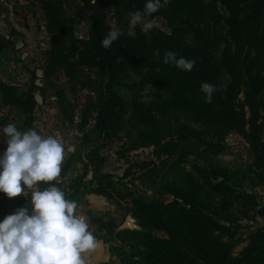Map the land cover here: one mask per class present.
<instances>
[{
	"label": "rangeland",
	"instance_id": "1",
	"mask_svg": "<svg viewBox=\"0 0 264 264\" xmlns=\"http://www.w3.org/2000/svg\"><path fill=\"white\" fill-rule=\"evenodd\" d=\"M58 2L74 28V39L86 41L93 10L83 0ZM187 8V2L170 0L159 15L148 18L154 27L184 48L199 45L201 37L214 40L211 49L219 59L226 44L225 26L211 15L196 19ZM218 8L221 15H227L221 5ZM107 22L112 29L119 30L122 26L115 9L108 11ZM136 27L130 23L129 33L135 35ZM56 39L59 35L48 32L44 10L37 0H0V84L14 86L31 108L24 112L8 105L0 93V151L7 146L2 140L3 129L10 123L21 131L35 129L45 137L58 135L66 148L74 149L65 153L59 182L80 178L87 170L84 184L91 188L95 185L94 171L99 168L113 174L116 192L149 202L171 201L167 186L186 187L189 179L194 178L202 188V200L210 209L219 212L224 201H233L239 227H233L236 235L232 244L235 254H240L251 235L264 227V180L254 166L247 141L235 131L195 121L182 105L167 106L174 92L154 84L142 85L144 78L139 74L142 59L114 80L98 67L80 65L78 57L72 58L73 65L68 69L48 76L51 43ZM71 41L67 38L69 45ZM173 70L169 65V72ZM222 77L225 85L228 76L224 73ZM110 83L123 103L116 131L106 132L97 126L98 94ZM137 104L144 105L150 115L148 126L133 120ZM197 168L209 173L228 171L234 194H218L213 187L216 181L210 185ZM223 178L226 177L219 181ZM118 193L109 199L85 191L74 199L77 211L87 217L89 230L97 242L95 251L85 257L86 264H134L141 260V252L146 249L131 238L130 231L142 230L130 210L131 199L122 200ZM237 208L249 217L237 212ZM16 209L14 198L0 193V220L14 214ZM91 217L114 221L118 228L108 235Z\"/></svg>",
	"mask_w": 264,
	"mask_h": 264
},
{
	"label": "trees",
	"instance_id": "2",
	"mask_svg": "<svg viewBox=\"0 0 264 264\" xmlns=\"http://www.w3.org/2000/svg\"><path fill=\"white\" fill-rule=\"evenodd\" d=\"M37 1L44 10L48 32L59 35V39L51 43L48 76L68 69L73 65L72 58L78 57L80 65L98 67L114 80L128 66L142 59L144 64L139 74L144 78L143 86L154 84L170 90L174 94L166 102L167 106L182 105L192 113L195 121L240 134L249 144L254 166L261 171L264 180V0H180L188 3V12L194 18L204 19L211 15L225 26L226 44L219 59L211 49L214 40L202 38L204 33L199 30L202 34L199 45L188 48L175 43L157 27L145 34L137 25L135 35L130 34L129 13L142 11L146 0H83L94 12L89 38L83 42L74 39V28L65 18L58 0ZM219 5L227 15L220 14ZM112 9L122 22L119 29L122 35L106 50L101 46V40L112 30L107 22L108 11ZM67 38L72 39L71 45ZM157 50L159 55H156ZM167 51L177 53L178 58L195 60L193 70L185 72L172 65L174 72H169L171 64L163 63ZM224 73L228 76L225 85L222 82ZM202 82L218 89L211 103L205 102L200 91ZM0 93L6 104L24 112L31 111L14 86L0 84ZM98 95L97 126L101 131H116L121 119L122 98L111 83ZM132 118L145 126L151 121L142 104L134 106ZM196 170L209 180L210 185L216 181L213 187L218 194H234L228 171ZM94 174L95 185L91 188L84 184L87 170L80 178L59 182L58 186L72 200L85 191L113 199L118 193L113 174L101 172L99 168ZM223 176L226 178L219 181ZM188 184L186 187L168 185L167 193L173 198L169 202H149L131 194L118 193L122 200L131 199L130 210L142 227V230L130 231L132 239L146 246L141 252V260L134 264H264V227L251 235L240 254H235L232 241L236 231L233 227L238 226L239 216L234 212L233 201H224L219 212L212 210L202 200V188L194 178H190ZM14 203L18 208L23 207L27 198L14 197ZM237 212L249 217L243 210L237 208ZM91 220L108 235L118 228L114 221L95 217Z\"/></svg>",
	"mask_w": 264,
	"mask_h": 264
},
{
	"label": "clouds",
	"instance_id": "3",
	"mask_svg": "<svg viewBox=\"0 0 264 264\" xmlns=\"http://www.w3.org/2000/svg\"><path fill=\"white\" fill-rule=\"evenodd\" d=\"M170 0H146L142 11L130 12V23L148 34L154 28L147 19ZM122 32L110 30L101 40L110 49ZM156 55H159L157 50ZM163 63L191 72L196 61L167 51ZM215 85L202 82L200 91L211 103ZM6 148L0 151V193L8 198L24 196L27 204L0 220V264H86L85 257L97 247L87 217L79 214L75 200L58 186L66 148L58 135L42 136L35 129H4Z\"/></svg>",
	"mask_w": 264,
	"mask_h": 264
}]
</instances>
